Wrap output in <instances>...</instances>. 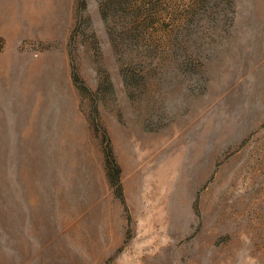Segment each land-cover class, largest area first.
I'll return each instance as SVG.
<instances>
[{
	"label": "rangeland",
	"instance_id": "1",
	"mask_svg": "<svg viewBox=\"0 0 264 264\" xmlns=\"http://www.w3.org/2000/svg\"><path fill=\"white\" fill-rule=\"evenodd\" d=\"M0 264H264V0H0Z\"/></svg>",
	"mask_w": 264,
	"mask_h": 264
},
{
	"label": "trees",
	"instance_id": "2",
	"mask_svg": "<svg viewBox=\"0 0 264 264\" xmlns=\"http://www.w3.org/2000/svg\"><path fill=\"white\" fill-rule=\"evenodd\" d=\"M112 171H113V170H112ZM113 175H114V176L116 175V176H115V179H117V173H116V172H114V174H113Z\"/></svg>",
	"mask_w": 264,
	"mask_h": 264
}]
</instances>
